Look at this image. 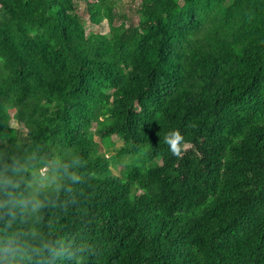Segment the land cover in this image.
I'll return each instance as SVG.
<instances>
[{
  "label": "trees",
  "instance_id": "16d2710c",
  "mask_svg": "<svg viewBox=\"0 0 264 264\" xmlns=\"http://www.w3.org/2000/svg\"><path fill=\"white\" fill-rule=\"evenodd\" d=\"M82 1L0 0V264H264V0Z\"/></svg>",
  "mask_w": 264,
  "mask_h": 264
},
{
  "label": "rangeland",
  "instance_id": "374dc122",
  "mask_svg": "<svg viewBox=\"0 0 264 264\" xmlns=\"http://www.w3.org/2000/svg\"><path fill=\"white\" fill-rule=\"evenodd\" d=\"M86 1H82L81 2V12L83 14L84 17L86 18H89L88 17V11H87V8H86ZM141 4V0H120L119 2V6L117 7V12L119 14H125L127 16V24H136L140 21V17H141V14L139 13L138 11V8ZM123 19L121 18H118L116 23L117 24H120L122 22ZM95 30L97 31H101L103 33H108L110 28H109V24H108V21L107 20H104L101 24L95 26L94 28ZM96 127H94V130H95ZM95 139L96 140H100V138L98 137V135H94ZM111 140V138H110ZM110 140H107V144L102 141V144L104 145V147L106 149H109L110 150V153L111 154H117V151H118V148L121 147V145H123V140L118 138V137H114L111 141L114 142L112 145ZM105 150V149H104ZM46 169H44L45 171ZM114 173L115 174H119L121 175L122 174V170H123V164L120 163L115 169H114Z\"/></svg>",
  "mask_w": 264,
  "mask_h": 264
},
{
  "label": "clouds",
  "instance_id": "9594fccd",
  "mask_svg": "<svg viewBox=\"0 0 264 264\" xmlns=\"http://www.w3.org/2000/svg\"><path fill=\"white\" fill-rule=\"evenodd\" d=\"M184 138L179 132H172L165 137V143L169 146L170 151L175 156H180Z\"/></svg>",
  "mask_w": 264,
  "mask_h": 264
}]
</instances>
